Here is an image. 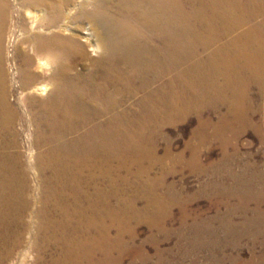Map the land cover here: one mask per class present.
Returning <instances> with one entry per match:
<instances>
[{
    "label": "bare ground",
    "instance_id": "6f19581e",
    "mask_svg": "<svg viewBox=\"0 0 264 264\" xmlns=\"http://www.w3.org/2000/svg\"><path fill=\"white\" fill-rule=\"evenodd\" d=\"M251 82L264 85V0H0V264L35 225L63 264L109 263L131 154L204 95L238 116Z\"/></svg>",
    "mask_w": 264,
    "mask_h": 264
},
{
    "label": "rangeland",
    "instance_id": "374dc122",
    "mask_svg": "<svg viewBox=\"0 0 264 264\" xmlns=\"http://www.w3.org/2000/svg\"><path fill=\"white\" fill-rule=\"evenodd\" d=\"M9 42L6 53L14 49ZM251 84L238 89V116L226 99L204 95L198 111L166 124L144 154H131L122 179L114 176L111 258L100 252L95 263L264 264V85ZM225 116L233 126L221 124ZM37 171H27L30 194L34 187L41 193ZM32 233L25 239L31 248L8 264L64 263V246L51 235L41 239L37 225ZM73 263L91 264L77 257Z\"/></svg>",
    "mask_w": 264,
    "mask_h": 264
}]
</instances>
